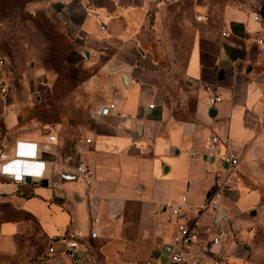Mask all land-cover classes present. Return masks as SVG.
<instances>
[{
	"label": "crops",
	"instance_id": "crops-1",
	"mask_svg": "<svg viewBox=\"0 0 264 264\" xmlns=\"http://www.w3.org/2000/svg\"><path fill=\"white\" fill-rule=\"evenodd\" d=\"M73 1L63 13L97 65L92 112L72 133L27 138L37 143L43 175H0V205L30 217L56 250L45 248L51 264H168L165 246L180 222L193 231L184 259L261 264L264 0ZM208 87L221 96L214 114ZM212 134L228 138L235 166L217 158L221 143L204 152ZM18 140L0 133L9 155ZM79 161L93 170L89 184L76 172ZM26 228L19 217L0 220V264H17ZM90 228L96 236L77 255L64 252L72 231Z\"/></svg>",
	"mask_w": 264,
	"mask_h": 264
},
{
	"label": "rangeland",
	"instance_id": "rangeland-1",
	"mask_svg": "<svg viewBox=\"0 0 264 264\" xmlns=\"http://www.w3.org/2000/svg\"><path fill=\"white\" fill-rule=\"evenodd\" d=\"M56 1L64 2L57 10ZM73 2L0 0V78L7 86L0 103V133L7 142L72 133L92 112L97 65L80 51L63 13ZM173 110L183 111L175 106ZM15 217L24 219L27 227L18 238L16 263L51 264L43 261L47 241L30 217L0 205V220Z\"/></svg>",
	"mask_w": 264,
	"mask_h": 264
},
{
	"label": "built area",
	"instance_id": "built-area-1",
	"mask_svg": "<svg viewBox=\"0 0 264 264\" xmlns=\"http://www.w3.org/2000/svg\"><path fill=\"white\" fill-rule=\"evenodd\" d=\"M197 19H205L207 15L199 13L196 15ZM210 90V88L208 87ZM7 93V86L5 82L0 78V103ZM221 100V96L215 90H210L209 103L214 106ZM89 141V138H87ZM227 137H220L216 134H212L208 137V143L204 152H212L215 154V148L217 144H223L224 150L217 154V158L224 162L227 161L231 166H235L238 162V157L234 152L227 147ZM49 143V142H48ZM48 145L46 146V148ZM39 148L37 143L33 140H18L13 149L11 155L6 153L0 146V175L6 177L9 180L16 182H24L31 180L32 178H40L43 175L44 160L38 157ZM192 155H196L195 150L191 151ZM76 172L85 184H89L92 179L93 170L89 164L84 161H79L76 165ZM183 203H177L171 205L172 213L178 215L181 211ZM264 206V202L262 203ZM205 207V204L200 206ZM96 231L93 228L87 233H82L79 230L72 231L68 237L65 253L70 255H77L78 249L84 242L85 237H95ZM193 238V231L184 223L180 222L177 225V234L174 237V242L171 245L165 246V250L169 253L168 264H200L197 257H191L188 260L184 259L182 254V248L190 244ZM56 250L49 245L47 248V254H54Z\"/></svg>",
	"mask_w": 264,
	"mask_h": 264
},
{
	"label": "water",
	"instance_id": "water-1",
	"mask_svg": "<svg viewBox=\"0 0 264 264\" xmlns=\"http://www.w3.org/2000/svg\"><path fill=\"white\" fill-rule=\"evenodd\" d=\"M62 5H63V1H56L53 4L55 10H57L58 8H60ZM123 76H124V78H127L125 74H123ZM107 109H108L107 106H102V108L100 109V112H105V111H107ZM215 112H216V108L214 106H211L210 109H209V113L210 114H214ZM40 181L42 183H46L47 182V180L45 178H41Z\"/></svg>",
	"mask_w": 264,
	"mask_h": 264
},
{
	"label": "trees",
	"instance_id": "trees-1",
	"mask_svg": "<svg viewBox=\"0 0 264 264\" xmlns=\"http://www.w3.org/2000/svg\"><path fill=\"white\" fill-rule=\"evenodd\" d=\"M261 264H264V261Z\"/></svg>",
	"mask_w": 264,
	"mask_h": 264
}]
</instances>
